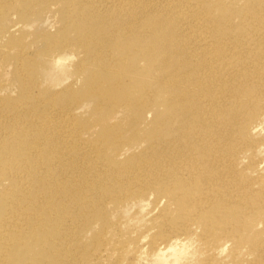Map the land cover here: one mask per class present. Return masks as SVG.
Listing matches in <instances>:
<instances>
[{
    "label": "rangeland",
    "instance_id": "374dc122",
    "mask_svg": "<svg viewBox=\"0 0 264 264\" xmlns=\"http://www.w3.org/2000/svg\"><path fill=\"white\" fill-rule=\"evenodd\" d=\"M82 3L0 0V264L12 241L30 263L264 264L261 68L235 69L243 61L232 57L229 69H202L198 78L216 85L197 101L218 97L213 111L178 113L166 85H136L164 69L144 75L146 59L133 69L121 54L139 39L121 38L134 25L131 0ZM199 4L225 10L219 20L247 30V46L264 33V0H189L177 32L192 47L224 42L203 30L210 16L193 14ZM110 11L107 35L86 24ZM86 28L97 43L89 51Z\"/></svg>",
    "mask_w": 264,
    "mask_h": 264
},
{
    "label": "bare ground",
    "instance_id": "6f19581e",
    "mask_svg": "<svg viewBox=\"0 0 264 264\" xmlns=\"http://www.w3.org/2000/svg\"><path fill=\"white\" fill-rule=\"evenodd\" d=\"M83 1L90 2L93 0H69V4L82 3ZM163 1L164 0H162V3ZM169 1L172 2V7H163L161 11L154 9L155 5H159L158 3L151 2L148 4L151 8H147L143 0H131V4L125 8L134 13L133 19L131 20L134 25H131L130 27H123L121 30V38L122 36L123 38H131L138 35L139 39L132 40L133 44L130 46H124L123 50H121V54H123V51L130 54L134 60V63L132 64L133 69H136L139 59H146L147 64L143 70L144 75H150L154 69H164L156 70L152 73L156 76V82L149 80L144 81L146 82L144 85L139 82L136 83V85L143 87L150 86V88L158 83H160V85H166L165 89L171 99L170 102L172 104V108H174V110L178 113L185 111L187 114L190 110L189 108H193L195 104L198 111H206L209 107L207 112H211L214 109V104L218 100V97L210 101H197L199 97L207 96L213 92L215 90L214 85H216V83H207L204 82V79L198 78V72L202 69L209 70L210 74L214 75L216 71L211 69H229L227 64L230 63L232 61V57H234L239 61H243V63L237 64L235 69H247V67H255L254 65H256L261 68L259 71L264 73V33L260 32V36L253 41L252 45L247 46V34H242L247 30L241 29L240 26H230L227 24L226 20H219L220 16H222L221 18L229 16L228 13L225 15V10L220 8L221 10H218L219 14L217 16L216 14L218 11H215L213 8H210L205 4L204 6L199 4L192 9L193 14L198 15L199 17H202V15L207 16V11L205 10L207 9L210 16V18H205L204 21L206 25L203 27V30L211 31V35L212 33H216L215 36L217 35L224 42L217 43L212 40V42L207 45L206 49L192 47L186 38H180L178 35L179 28L181 27L183 20L182 17L185 11L189 9V0ZM95 4L93 3L92 5ZM73 5L71 6L74 7ZM245 9L247 10V8ZM174 11L177 14L174 13ZM117 13L118 12L112 13L111 11L109 13L103 12L101 15L91 13V16L87 19V22L90 23H85H96L97 27L92 28L93 31L102 27L104 30L100 29L99 31H101L100 33H102L101 36L103 37L108 34V29H110V26L114 24L116 19H113L112 16ZM245 13L247 12L243 11V14ZM118 19L122 20L124 17H120ZM165 20L171 22V28H169L170 23H165ZM176 24H178L177 29ZM103 25L105 26L103 27ZM75 26L80 32L83 31V28L78 27V25ZM238 27H240V30H238ZM224 28H228V30H225ZM86 33L87 34L85 36L83 35L84 43L82 42V44L85 49L89 51L93 49L97 43H94V40L93 43L90 41L89 44H87V39H90L91 37V33L88 28H86ZM148 41L149 43H145ZM247 61L252 64L247 65ZM216 62L219 63V67L215 65ZM260 72H258V74H260ZM255 76H257V73L252 69L247 71V82ZM257 80H262L264 82V77L262 76ZM222 81H224L225 84L227 83V80ZM261 87L262 88L257 89L254 100L257 98L256 101L264 103V84H261ZM123 88L124 87L122 85L118 89ZM128 90L130 89L128 88ZM251 90L254 91L255 89L250 88L247 91ZM152 92L153 91H150V93ZM126 95L127 96L124 98L129 103L130 98H128V96L130 94L126 92ZM115 106H117L116 103H114L113 107ZM258 112H264V105L260 106ZM231 113L235 116H239L240 111L232 110ZM214 114L217 115L219 112L216 111ZM235 116L233 118H235ZM190 197H192L191 194L185 193L182 202H185L186 204L189 203ZM212 216V214L207 216L209 223H212L213 221ZM245 221L246 222H242L240 225L241 229L246 223L248 226V224L253 221V218H246ZM38 240L39 237L30 241H25L24 244H37ZM9 245L10 249L8 251H6V249L3 250L8 255L5 258V261L9 264H49L43 259L31 260L32 263L29 261H23L22 258L19 257V254H22L20 248L21 244L17 241H12ZM3 247L5 246L0 244V251ZM176 247L177 243L174 242L168 249H176ZM261 249H264V246H262ZM160 251H162V253L160 252L158 255L165 257V251ZM51 263L53 264L54 261H51Z\"/></svg>",
    "mask_w": 264,
    "mask_h": 264
}]
</instances>
